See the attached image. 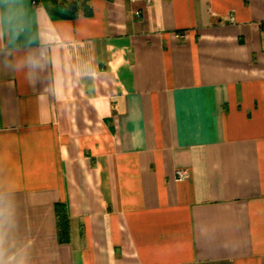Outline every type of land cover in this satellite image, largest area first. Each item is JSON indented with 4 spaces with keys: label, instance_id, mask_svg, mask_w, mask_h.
Masks as SVG:
<instances>
[{
    "label": "crops",
    "instance_id": "0c3cea01",
    "mask_svg": "<svg viewBox=\"0 0 264 264\" xmlns=\"http://www.w3.org/2000/svg\"><path fill=\"white\" fill-rule=\"evenodd\" d=\"M0 248L264 264V0H0Z\"/></svg>",
    "mask_w": 264,
    "mask_h": 264
},
{
    "label": "clouds",
    "instance_id": "9594fccd",
    "mask_svg": "<svg viewBox=\"0 0 264 264\" xmlns=\"http://www.w3.org/2000/svg\"><path fill=\"white\" fill-rule=\"evenodd\" d=\"M49 62L46 52L38 50L35 53L27 54L22 60L10 66L16 71L26 72L31 82L33 79H39L40 71L45 68ZM0 264H23V261H18L14 255L5 256V251L0 248Z\"/></svg>",
    "mask_w": 264,
    "mask_h": 264
},
{
    "label": "built area",
    "instance_id": "2783aa9c",
    "mask_svg": "<svg viewBox=\"0 0 264 264\" xmlns=\"http://www.w3.org/2000/svg\"><path fill=\"white\" fill-rule=\"evenodd\" d=\"M177 174H178L179 179L186 178L188 176V171L187 170H178Z\"/></svg>",
    "mask_w": 264,
    "mask_h": 264
}]
</instances>
